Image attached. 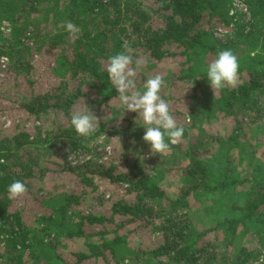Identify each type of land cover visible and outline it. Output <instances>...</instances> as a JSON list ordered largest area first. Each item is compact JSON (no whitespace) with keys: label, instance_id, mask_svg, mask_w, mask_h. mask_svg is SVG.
I'll return each mask as SVG.
<instances>
[{"label":"trees","instance_id":"16d2710c","mask_svg":"<svg viewBox=\"0 0 264 264\" xmlns=\"http://www.w3.org/2000/svg\"><path fill=\"white\" fill-rule=\"evenodd\" d=\"M240 2L246 11L232 0H0V26L10 24L7 34L0 30V56L9 59L0 66V82L10 72L26 77L46 60L56 78L19 101L25 115L7 128L11 136L0 137V264H256L264 255V181L239 180L204 159L211 146L215 155L226 145L238 147L247 129L264 132V0ZM27 3L33 13H26ZM49 16L52 33L44 29ZM68 21L81 29L74 42L62 27ZM215 28L224 29V40L215 37ZM43 48L48 52L39 51ZM127 48L134 60L145 61L138 86L148 78V67L160 74L158 69L170 65L164 87L176 79L192 101L187 115L198 128L197 139L182 155L180 144L172 145L164 154L171 157L161 161L174 163L175 197L163 185V172L144 158L151 152L142 139L143 124L132 125L134 114L122 119L123 125H106L101 118L121 109L103 69L110 56ZM224 49L238 57V82L213 92L205 68ZM164 87L160 95L169 101ZM82 99L99 119L90 137L70 125L72 113L84 109ZM216 112L214 121L231 122L226 135L209 127ZM102 135L97 150L91 143ZM120 138L122 152L114 157ZM107 142L113 151L98 162ZM84 153L90 160L70 165L69 155ZM53 155L61 158V174L81 192L53 198L60 221L41 213V221L28 226L11 209L6 187L20 180L29 189L32 179L41 181L49 172L41 159ZM178 158L183 161L176 163ZM115 189L119 197L105 212L73 209L96 192L104 201L103 193ZM53 199L40 202L49 206ZM68 208L74 219L65 221Z\"/></svg>","mask_w":264,"mask_h":264},{"label":"rangeland","instance_id":"374dc122","mask_svg":"<svg viewBox=\"0 0 264 264\" xmlns=\"http://www.w3.org/2000/svg\"><path fill=\"white\" fill-rule=\"evenodd\" d=\"M29 9L32 8L30 4L27 3L26 13H33L30 12ZM38 9L39 8L37 7V10ZM47 19L48 20H44L45 22H47V27H44V29L52 33L53 27L50 16ZM214 33L215 37L224 40V29L215 28ZM39 51L48 52V50H46L45 48ZM48 56L51 58L50 54H48ZM170 69V65H168L163 67L162 69H158V72L163 77H165L167 76L166 72ZM39 71H42V73H39ZM154 74L155 72L153 68L148 67L147 75L149 76ZM55 83L56 78L49 73L47 60L36 63L35 69L32 70V73L26 77H24L23 75L19 77V79H16V77H14L10 72L8 80L5 82H0V137L11 136L12 134V132H9L8 129L3 126L4 123L2 119L6 118L8 120L16 121L17 116L25 115V112L19 109V101L21 102L30 92H42ZM163 90H165L164 93H167L169 97L168 102L170 105V111L176 117L177 124L182 125L184 128L183 137L181 138L179 143L175 144H180L179 151L182 155L186 147L190 143L195 142L198 135V128L192 126V120L187 115L186 110L188 106L192 105V101L190 102L188 99V90L183 85H180L176 79L173 80L172 87L166 86L163 88ZM83 101L85 104H87L86 100L82 99L79 105L82 106ZM89 110L93 114H95V107L91 106L89 107ZM132 113L134 114L132 125H138L139 123L143 124V121L139 118V116L136 117V114L134 112L125 111L123 114L122 109H118L117 111L110 110L109 117H107L105 114H102L101 118L108 120L106 125H114L116 123H118L119 125H123L126 124V121L121 122V120L127 119ZM218 114L220 113L216 112V115L213 116V122L209 127H211L212 131H218L220 134L226 135L229 133L228 128L231 122L227 123V121H223V119L214 121L218 118ZM55 118H58L61 121L64 120L61 115H55ZM247 130L248 136L245 138L246 140H240L241 142H238V147L230 148L229 150L227 148H229L230 145H226V150L224 149L220 152V154L215 155L212 152L215 150V146H211L210 153L205 154L204 159L212 167V169L220 168L222 170H228L231 176L235 175L239 178V180H244L245 182L264 181V132L262 131V127L252 130L251 133L249 129ZM116 141L117 142L115 146L114 157H118L122 152V139L120 138ZM168 155L169 154L164 155L158 153H150V156H148L147 153L144 154V158L147 159L148 162H151L155 171L163 172L164 176L166 177L164 179L163 185L165 186L168 194H170L172 197H175L176 195H178V185L174 181L175 171L172 166L174 163L161 162L164 157H171L170 155ZM181 161L183 160L178 158V161H176V163ZM40 166L49 168V172L45 174V177L41 181L32 179L31 187L27 189L26 193L23 196L12 200L11 205V209L19 211L20 215H22L25 223L28 226L36 222H40L41 219L38 218L41 213L47 214L45 216L51 217L53 221H60L61 216L54 211V209L59 206V203L55 199L60 198L67 193L72 192L76 195H79L81 192V189L73 180L61 174L62 165L59 155L44 156L41 159ZM96 193L94 194L93 198H82L80 205L78 207H74L73 209H79L84 213H87L89 211L95 213H98L100 211L105 212L108 210L111 203H113L119 197V191H117V189H115V192L111 195L110 193H103L104 201H102L101 197V199H99V196L96 197ZM106 195L110 196V198H105ZM41 198H46V200L53 198L55 199L51 200L48 206L46 202H44V204L40 202ZM73 212L74 211L70 208H68L64 212L65 221H69L70 218L72 220L74 219L72 217ZM259 227L261 226L259 225ZM251 229L252 228H250V230ZM262 231L264 236V230Z\"/></svg>","mask_w":264,"mask_h":264},{"label":"clouds","instance_id":"9594fccd","mask_svg":"<svg viewBox=\"0 0 264 264\" xmlns=\"http://www.w3.org/2000/svg\"><path fill=\"white\" fill-rule=\"evenodd\" d=\"M62 27L70 34L73 42L81 33V29L70 21L65 22ZM131 51L127 48V51L110 56L103 70L118 93L122 113L134 112L136 117L139 116L143 121L142 139L149 145L150 152L152 154L168 153L171 151V146L179 143L183 137L184 128L177 124L176 117L170 111L169 102L160 95L162 87L165 86V80L161 74L149 75L141 86L137 85L136 77L145 61L140 58L134 60ZM258 52L259 49L251 54L255 56ZM0 59L7 61L8 58ZM239 67L238 57L230 49L219 50L216 57L205 68L206 78L213 92L226 86L235 87L238 82ZM83 104V110L72 113L70 125L78 135L90 137L99 127V119L89 110L84 101ZM2 163L4 161L0 160V164ZM6 191L8 199L14 200L23 196L27 187L22 181L14 180L7 185ZM125 264H128V261H125ZM256 264H264V255L259 257Z\"/></svg>","mask_w":264,"mask_h":264},{"label":"built area","instance_id":"2783aa9c","mask_svg":"<svg viewBox=\"0 0 264 264\" xmlns=\"http://www.w3.org/2000/svg\"><path fill=\"white\" fill-rule=\"evenodd\" d=\"M233 1V6L237 9H240L242 11H246V8L241 4L240 0H232ZM0 30L4 33L7 34L8 32H10V24L7 22H2L1 26H0ZM6 56H0V58H3ZM8 58V57H7ZM9 62V59H7V61H4L2 59H0V66H4L7 65ZM3 123H4V127L6 128H10V127H15L17 124V120L13 121V120H8L6 118L2 119ZM105 137V135L100 136L96 141H94V143H91V146L96 148L97 150L101 149V147L99 145L102 144V140ZM103 152H104V156L102 157V159H100L98 162H104L107 157L109 155H111L112 151H113V145L111 144V142H107L103 145ZM70 156V160L68 157V161L70 163V165H73L77 162L82 163L84 161H88L90 160V155L88 154H71Z\"/></svg>","mask_w":264,"mask_h":264}]
</instances>
